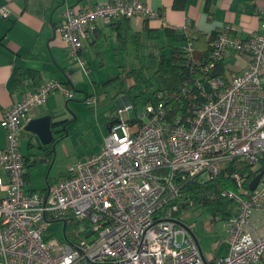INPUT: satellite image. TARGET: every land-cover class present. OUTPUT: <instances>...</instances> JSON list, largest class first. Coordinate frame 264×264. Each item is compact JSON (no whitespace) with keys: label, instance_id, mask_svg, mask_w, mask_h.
Listing matches in <instances>:
<instances>
[{"label":"built area","instance_id":"2783aa9c","mask_svg":"<svg viewBox=\"0 0 264 264\" xmlns=\"http://www.w3.org/2000/svg\"><path fill=\"white\" fill-rule=\"evenodd\" d=\"M260 30L248 38L222 32L213 56L229 51L245 55L249 68L210 83L204 101H191L185 120L167 119L161 95L137 114L132 102L117 111L97 153L75 163L66 178L46 191L26 189L21 130L32 112L51 95L74 93L57 80L39 88L7 110L2 118L5 147L0 150V264H257L264 257V174L253 181L235 175L236 191L224 196L237 207L226 220L229 255L207 261L193 233L176 214L183 186L207 175L216 178L225 165L242 160L255 173L264 169V0H253ZM10 16L7 6L0 8ZM158 10L139 0H109L86 10L66 6L57 31L70 56L89 75L83 57L98 24L122 19L156 20ZM189 55L199 60L197 51ZM88 100V99H87ZM96 98L90 103L96 104ZM139 108V107H138ZM132 118L123 120V112ZM149 119L144 123L145 118ZM180 117V116H177ZM66 225L65 243L49 240L51 223ZM79 222L82 232L67 234ZM91 233L86 237L87 233ZM83 234V235H82ZM94 237L93 240L89 238Z\"/></svg>","mask_w":264,"mask_h":264},{"label":"crops","instance_id":"0c3cea01","mask_svg":"<svg viewBox=\"0 0 264 264\" xmlns=\"http://www.w3.org/2000/svg\"><path fill=\"white\" fill-rule=\"evenodd\" d=\"M108 1L0 0V8L7 6L10 11L8 18H3L0 15V150L5 147L6 143L5 131L1 123L7 110L24 99L28 94L35 92L43 81L57 80L63 84L72 85L70 76L73 71H70V66L66 62L65 52L63 51L66 48L57 31L61 23L64 6H72L77 10H86L98 4H106ZM139 1L158 10L161 17L150 21L131 19L126 22H113L112 25L108 26L99 23L98 29L93 34L92 41L87 44L95 48L102 41L109 44L114 38L115 50L119 58L120 53L128 50L130 42H132L133 46L136 47V52L133 53V56L138 61V65L133 68H137L143 60L139 54L143 37L152 41L163 38L171 39L169 32L174 29L184 28L188 23L193 29L209 35L226 26L232 28L233 32L242 38L256 34L260 30V21L256 14V7L252 3L253 0ZM110 32L114 34H110ZM119 34L122 42L119 41ZM132 34H140L138 45L134 43ZM197 53L201 55L200 51H197ZM234 53L233 51L228 52L225 59L229 82L232 81L234 74L243 73L249 68L248 57L241 55L244 60L242 67L239 70H233L231 65H235V59L238 58ZM117 60L119 61V59ZM63 74L67 77L65 81ZM110 80L120 79L118 77L115 79L114 77ZM129 80L127 79L125 82L127 87L129 86ZM120 83L121 87L119 92H117L118 95L122 96L118 100L119 108L130 102L128 97L122 93V81ZM57 96L49 97L41 110L35 109L30 116V120L49 114L52 116L60 115L56 109H51L54 108L52 107L54 103L51 99H55ZM88 98L89 95L86 93L84 100L86 101ZM115 110L113 107L105 120L107 132L113 119L110 114ZM130 115L132 117V114ZM25 126L26 124L22 128L20 136L21 154L25 159V169L28 173L26 189L28 191H46L47 185L66 178L68 174L61 173L56 179L50 178L48 184L41 189L32 186V170L37 165V162L30 155L33 153L31 149L38 141H35V136L24 130ZM24 139L26 144L23 143ZM40 165L47 168L50 162ZM0 178L5 182L8 181L7 173L1 168ZM1 196L2 193L0 191ZM192 233L195 237V233ZM195 238L199 244L197 237ZM204 257L210 262L219 259L215 256L211 259L205 255Z\"/></svg>","mask_w":264,"mask_h":264},{"label":"rangeland","instance_id":"374dc122","mask_svg":"<svg viewBox=\"0 0 264 264\" xmlns=\"http://www.w3.org/2000/svg\"><path fill=\"white\" fill-rule=\"evenodd\" d=\"M111 33L114 34L113 32ZM114 43V38L109 44L102 41L95 48L90 44L84 43L82 54L90 72L89 75H86L81 70L80 65L72 59L64 45L66 49H63V51L65 52L66 62L70 66V71H73V74L70 76L72 85L59 83L62 84L64 89L73 92L74 98L68 100L64 95L56 94L58 95L57 98L51 99L54 103V106H52L54 108L51 109H56L57 113L62 115V120H65L62 123V127L67 135L55 144V158L48 174L49 179L46 180L48 167L46 168L43 165L37 164L32 170V186L37 187V189L43 188L50 178L56 179L61 173L68 174L75 163L86 160L100 150L104 137L107 135V123H105V120L113 107L116 110L110 115L114 118L117 116L119 108L118 100L122 98L121 95L117 94L121 87L120 81L124 80L126 82V71L138 65V61L133 56V53L136 52V47L133 46L132 42H130L128 50L120 53L119 58ZM172 44L173 41L169 38L152 41L143 37L141 39L139 54L143 60L147 59L148 55L152 53L169 55ZM234 54L238 58L235 59V65H231V68L239 70L244 60L241 55ZM118 76H120V80H110ZM63 78L64 81L67 79L65 74H63ZM86 93L89 95V98L85 101ZM90 98H96V104L90 103ZM42 108L43 106L38 107L39 110ZM143 112L144 106L139 104L137 114L141 115ZM122 118L128 122L131 118L130 112L124 111ZM148 122L149 119L147 117L144 123ZM35 141L37 142V138H35ZM23 143L26 144L25 139ZM31 151L35 152V147ZM207 178V175L202 176V179ZM185 209L187 208L182 209L180 218L184 222L185 228L195 233L203 254L209 259L213 256L216 258L228 256L229 245L227 242L228 233L225 225V216L217 214L214 208H195L189 211ZM236 211V205L230 203L228 213L232 215ZM82 227L83 225L81 224L75 229L70 224L67 230L68 236L75 239L74 233H81ZM63 228L64 224L62 221L51 223L49 227V240L55 243H65ZM93 239L94 237L89 238V240ZM257 264L263 263L259 261Z\"/></svg>","mask_w":264,"mask_h":264},{"label":"trees","instance_id":"16d2710c","mask_svg":"<svg viewBox=\"0 0 264 264\" xmlns=\"http://www.w3.org/2000/svg\"><path fill=\"white\" fill-rule=\"evenodd\" d=\"M126 21L129 20L122 19L117 22ZM225 31L238 36L229 26L209 35L193 29L189 23L184 28L169 32L173 41L170 54L152 53L147 59L142 60L140 67L128 70L125 79H130L131 83L127 87L125 81H122V93L134 104L135 110L138 109L139 104L145 106L161 95L162 105L167 110V119L170 121L185 120L191 101L193 99L204 101L212 92L210 83L213 79L221 78L229 82L225 64L226 57L222 60L213 56L216 40L219 34ZM118 37L122 42L120 34ZM132 38L138 45L140 34H132ZM190 48L201 52L199 60L190 57ZM118 79H120L119 76ZM66 135L62 130L58 133L56 141L58 142ZM52 158L53 155L50 156V162ZM235 175L245 178L247 186L248 180L254 179L258 173H255L247 163L237 159L228 162L216 178L197 177L187 182L182 188V198L179 201L181 211L183 208H187L186 211L195 208H214L217 214L225 216L224 219L227 220L231 216L228 208L232 202L224 196V193L237 190ZM27 176L26 172V179ZM191 204L193 205L189 208ZM176 217H180V214H176ZM69 226L68 224L67 230ZM71 226L76 229L80 223L73 222ZM261 262L264 264V257Z\"/></svg>","mask_w":264,"mask_h":264},{"label":"water","instance_id":"95a60500","mask_svg":"<svg viewBox=\"0 0 264 264\" xmlns=\"http://www.w3.org/2000/svg\"><path fill=\"white\" fill-rule=\"evenodd\" d=\"M61 116L62 115L52 116L51 114H49L36 119H32L28 123H26V126L24 128L26 132L32 134L33 136H35V138H37L38 142L33 146V148L35 147L36 151L30 155L33 157V159H35L34 161L37 162V164H46L50 162V156L53 155V158L51 159L50 165L47 170L46 180L48 179V174L53 166L55 158V144L57 143L56 138L58 137V133L64 130V128L62 127V123L65 120H62ZM116 121L117 120L111 122V124L115 123ZM263 174L264 169L253 179L250 184V190H255ZM46 184H48V181ZM48 186L49 185H47V188ZM65 230L66 225L64 223V236ZM90 235L91 233L89 232L86 234V237H89Z\"/></svg>","mask_w":264,"mask_h":264}]
</instances>
